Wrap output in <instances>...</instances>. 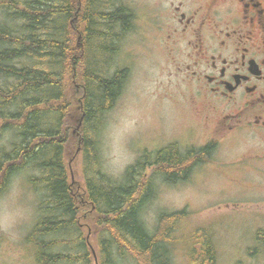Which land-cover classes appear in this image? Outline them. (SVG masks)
<instances>
[{
  "label": "trees",
  "instance_id": "obj_1",
  "mask_svg": "<svg viewBox=\"0 0 264 264\" xmlns=\"http://www.w3.org/2000/svg\"><path fill=\"white\" fill-rule=\"evenodd\" d=\"M133 20L122 0H0V197L22 173L37 199L24 238L32 264H172L179 250L188 264H219L214 230L188 228L186 209L160 213L153 228L144 222L156 181H187L210 146L144 151L119 179L104 169V119L128 76L111 71ZM73 81L82 86L74 104ZM73 123L80 128L71 139ZM76 150L80 186L65 162ZM263 235L254 234L252 259L264 253L256 254Z\"/></svg>",
  "mask_w": 264,
  "mask_h": 264
},
{
  "label": "rangeland",
  "instance_id": "obj_2",
  "mask_svg": "<svg viewBox=\"0 0 264 264\" xmlns=\"http://www.w3.org/2000/svg\"><path fill=\"white\" fill-rule=\"evenodd\" d=\"M122 1L134 14L133 28L122 42L111 72L126 69L128 76L105 116L100 137L103 166L114 179L144 151L156 152L172 143L182 150L201 147L216 123L207 104L195 95V87L176 76L183 58L173 51L171 41L164 42L172 29L164 24V1ZM72 91L70 102L74 104L82 95L81 83L73 81ZM79 128L77 123L69 125L71 139ZM76 152L65 162L69 181L80 186L81 156ZM153 171L148 168L146 177ZM156 183V195L144 215L148 227L156 225L160 213L186 209L188 228L209 225L214 230L219 264H264V253L257 259L247 255L256 245L254 234L264 231V135L243 133L226 141L218 139L211 157L187 181L172 186ZM36 206L24 175L17 174L0 197V224L16 221L13 236L0 230V264H32L24 238L35 222ZM88 237L91 243L93 234ZM260 238L264 240V235ZM187 261L183 250L172 257V264Z\"/></svg>",
  "mask_w": 264,
  "mask_h": 264
},
{
  "label": "flooded vegetation",
  "instance_id": "obj_3",
  "mask_svg": "<svg viewBox=\"0 0 264 264\" xmlns=\"http://www.w3.org/2000/svg\"><path fill=\"white\" fill-rule=\"evenodd\" d=\"M162 1L172 27L164 42L183 58L176 76L216 120L200 148L212 155L218 139L264 135V0Z\"/></svg>",
  "mask_w": 264,
  "mask_h": 264
},
{
  "label": "clouds",
  "instance_id": "obj_4",
  "mask_svg": "<svg viewBox=\"0 0 264 264\" xmlns=\"http://www.w3.org/2000/svg\"><path fill=\"white\" fill-rule=\"evenodd\" d=\"M16 221H5L4 223L0 224V230H3L6 234L9 236H13L14 232V226Z\"/></svg>",
  "mask_w": 264,
  "mask_h": 264
},
{
  "label": "water",
  "instance_id": "obj_5",
  "mask_svg": "<svg viewBox=\"0 0 264 264\" xmlns=\"http://www.w3.org/2000/svg\"><path fill=\"white\" fill-rule=\"evenodd\" d=\"M79 126H80V124H79ZM91 251H92V254H93V256H94V260H95V262H96V256H95V252H94V250L91 248Z\"/></svg>",
  "mask_w": 264,
  "mask_h": 264
}]
</instances>
